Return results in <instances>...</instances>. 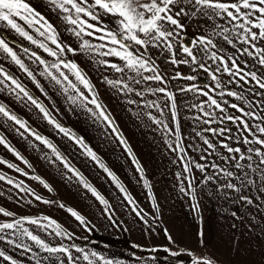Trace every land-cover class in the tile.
<instances>
[{
  "label": "snow or ice",
  "instance_id": "1",
  "mask_svg": "<svg viewBox=\"0 0 264 264\" xmlns=\"http://www.w3.org/2000/svg\"><path fill=\"white\" fill-rule=\"evenodd\" d=\"M0 94L38 121L0 100V125L87 201L82 208L49 198L0 169V181L12 186L0 188V195L17 189V203L34 198L69 214L62 223L0 206V215L9 217L0 220V264H225L184 246L167 227L165 243L133 242L127 258L94 245L89 234L111 227L129 231L139 225L152 239L161 215L145 167L105 94L158 134L178 165L175 188L197 219L207 196L233 228L246 223L264 234V0H0ZM60 100L105 141L122 147L153 213L139 206L86 135L62 122ZM0 145L28 170L4 155L0 164L57 191L4 131ZM86 168L102 170L108 190L93 183ZM203 237L198 230L196 243L207 249Z\"/></svg>",
  "mask_w": 264,
  "mask_h": 264
},
{
  "label": "crops",
  "instance_id": "2",
  "mask_svg": "<svg viewBox=\"0 0 264 264\" xmlns=\"http://www.w3.org/2000/svg\"><path fill=\"white\" fill-rule=\"evenodd\" d=\"M29 87H32L39 94L34 85L29 83ZM105 95V103L113 110V114L120 124L124 135L128 138L137 157L145 167L146 174L152 183L153 191L160 203L161 215L160 223L157 227L159 234L154 233L152 239H148L147 235L142 233L139 225L130 228L129 231H121V229L116 227L107 228L105 225L104 227L107 230L102 228L100 231L89 234L92 237L94 245L105 252L111 250L112 253H124V258H127V250L132 247L133 242L141 244L165 243L163 228L167 227L172 230L174 236L182 239L184 246L198 247L202 251H208L210 254L223 259L225 264H264V234L259 231V228L253 232L246 223L240 228H233L231 226V218L226 217V214L221 210L220 205L215 199H209L207 196L201 198L200 216L202 219H197L195 213L189 210L187 198H181L175 188L176 180L173 173L177 170L178 165L173 162V155L165 149L158 134L143 127L131 112L128 111L127 107L123 105L122 101L112 97L111 94ZM12 104L17 111L22 109L21 115H24L34 124L38 123L36 117L32 113H29L22 105L18 103ZM58 106L61 107L64 113L60 117L62 122L70 124L77 131L85 134L86 138L104 157L109 166L117 172L129 187L139 206L146 212L153 213L154 209L152 208L151 200L147 197L146 189L143 188L142 184L136 182L134 177L138 174L134 172V166H131L130 158L123 152L122 147L116 143L105 141L103 136L95 130V126H89L90 122H87L83 115H73L68 112L62 100L58 101ZM41 131H45L43 126H41ZM48 134H51L50 129L48 130ZM53 138L59 143L58 137ZM21 141L23 143L21 151L36 165V171L48 179L57 191L51 193L42 185H39L38 182L28 177L21 176L22 179L31 184L44 196L58 198L72 206L86 208L87 201L83 199L82 192L74 185L63 180L52 168L39 159L37 154L28 147L25 141ZM22 167L28 170L25 165ZM84 170L93 183L102 191L108 190L110 182L107 179H102V170H92L91 172L87 168ZM22 195L24 194L21 193ZM31 199L33 203H22L24 215H39L40 213H44L53 216L62 223L69 216V214L59 209L56 205H48L35 201L34 198ZM28 206L30 209L27 211L26 207ZM123 211L127 212V209ZM134 214L132 213V215ZM122 218L125 222L130 220V216L128 215H124ZM236 223L239 224V221H236ZM198 230L203 231V238L208 244L207 249H203L202 246L196 243ZM40 234L44 235V233ZM164 255L166 254H162V259Z\"/></svg>",
  "mask_w": 264,
  "mask_h": 264
},
{
  "label": "rangeland",
  "instance_id": "3",
  "mask_svg": "<svg viewBox=\"0 0 264 264\" xmlns=\"http://www.w3.org/2000/svg\"><path fill=\"white\" fill-rule=\"evenodd\" d=\"M0 100L3 101H7L9 102L12 106V103H18L15 102L13 100H11V98L7 97L6 95L0 94ZM19 113H22V109L20 111H18ZM0 131H4L6 135L9 136V139L12 140V142L20 149L22 150V139L19 138L18 136L15 135V133L10 132L7 128L3 127L2 125H0ZM0 155H4L5 157H7L8 159L14 160L16 163H18L21 167L23 166V163L20 162L19 160L16 159V157L7 151V149L4 148L3 145H0ZM0 169L14 175V176H18L22 179V175L20 173H16L14 170L7 168V166L0 164ZM0 188H3L5 190L7 189H11L12 186L7 185L4 181H0ZM18 190L17 189H12L11 192L8 193V195H0V206H4L6 208H8L11 211L17 212L18 214H24V206L22 203H17L16 201L19 199V196H17ZM21 195V193H20ZM9 196H11L12 198L10 199ZM30 209V207H26V210L28 211ZM28 215V214H27ZM2 219H9V217H4L2 215H0V220ZM34 227V226H33ZM0 246H3V242L0 241ZM9 251L11 252V249H9ZM11 254L13 255H18V253L16 252H12ZM21 258V257H18ZM5 264H7V262H5Z\"/></svg>",
  "mask_w": 264,
  "mask_h": 264
}]
</instances>
